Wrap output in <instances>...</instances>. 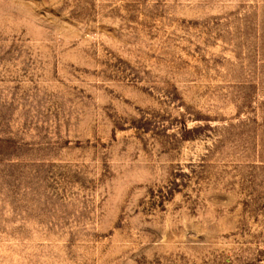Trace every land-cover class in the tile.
Here are the masks:
<instances>
[{"label": "rangeland", "instance_id": "obj_1", "mask_svg": "<svg viewBox=\"0 0 264 264\" xmlns=\"http://www.w3.org/2000/svg\"><path fill=\"white\" fill-rule=\"evenodd\" d=\"M0 264H264V0H0Z\"/></svg>", "mask_w": 264, "mask_h": 264}]
</instances>
